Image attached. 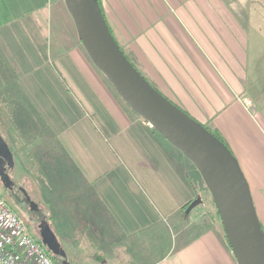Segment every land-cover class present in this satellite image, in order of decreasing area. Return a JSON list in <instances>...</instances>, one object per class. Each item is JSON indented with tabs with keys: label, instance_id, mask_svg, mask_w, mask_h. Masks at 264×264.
<instances>
[{
	"label": "crops",
	"instance_id": "1",
	"mask_svg": "<svg viewBox=\"0 0 264 264\" xmlns=\"http://www.w3.org/2000/svg\"><path fill=\"white\" fill-rule=\"evenodd\" d=\"M101 4L112 34L141 74L221 133L248 181L264 229V0ZM7 84H14L13 106L20 102L19 89L27 96L31 124L22 131L24 141L17 136L12 144L4 141L11 167L23 166L32 180L30 190L42 196L58 189L72 197L91 189L115 230L130 239L152 233L157 251L158 232L165 230L168 244L158 252L148 247L143 264H237L224 231L203 210L192 215L197 216L195 233L185 234L181 208L195 197L185 178L192 162L94 66L63 0H0V97ZM9 98L5 92L0 105ZM18 118L15 129L23 126ZM38 137L50 148L34 159L25 148ZM56 156L61 160L54 162ZM29 158L35 160L30 165ZM21 178L10 177L4 186L0 178V192L9 191L12 182L27 190ZM30 199L33 213L40 205ZM94 215L100 213L94 210ZM169 217L172 225L166 223ZM95 220L106 227L102 231L112 227L105 218ZM41 222L50 226L45 218L35 226ZM57 243L61 253L47 251L53 264L57 255L66 264L65 249Z\"/></svg>",
	"mask_w": 264,
	"mask_h": 264
},
{
	"label": "water",
	"instance_id": "2",
	"mask_svg": "<svg viewBox=\"0 0 264 264\" xmlns=\"http://www.w3.org/2000/svg\"><path fill=\"white\" fill-rule=\"evenodd\" d=\"M77 37L94 66L118 95L170 144L189 159L209 190L237 264H264V229L248 181L227 144L201 122L157 90L126 56L112 34L99 0H63ZM13 164L0 136V178L4 162ZM194 198L188 213L199 204ZM41 243L54 254L61 249L46 222L39 225Z\"/></svg>",
	"mask_w": 264,
	"mask_h": 264
},
{
	"label": "rangeland",
	"instance_id": "3",
	"mask_svg": "<svg viewBox=\"0 0 264 264\" xmlns=\"http://www.w3.org/2000/svg\"><path fill=\"white\" fill-rule=\"evenodd\" d=\"M18 91H20L22 94L20 98L16 96V100L20 101L18 105H12V99L15 98L14 84H12L11 86L7 84L4 91L1 92L0 97V100L1 98H4L5 92L9 96H11V98H9L11 102H9L8 104L6 103V105H0V136L3 138V140H9L11 144L15 136H17L19 140L24 141V138L22 137V131H24L26 127H30L31 124V119L28 115V108L26 106L27 96H25L26 94H24V92L20 89ZM14 114H16L15 117L19 116L17 123H23L21 129L14 128ZM18 135H21V137ZM26 146V154L29 157L32 156L34 159L36 157H44L45 151H49L50 148V144L47 143L43 137L36 138L33 142L28 143ZM181 156L188 161V159L183 154ZM59 160L61 159L56 156L54 162H57ZM34 161L33 159L29 158V160H27V164L30 165L31 162ZM25 164L26 161L24 162V165ZM190 166L192 168V173H187L185 178L187 181H192L195 196L200 195L203 199V203L197 206L196 210H203L204 212L209 214L212 218H214L216 223H218L220 228H222L223 230L220 218L216 214V208L212 201L211 194L207 189L201 177V174L193 164ZM22 168L23 166H20L19 164H16L13 168V166L11 167V165H9L8 163L7 167L4 166L2 173L8 178H19L20 180V177H22V180L26 179L25 181L28 182L31 179L29 178L28 174H24ZM31 177H33V174L31 175ZM29 185V182L25 183V186L28 188L27 190H25V187L22 188L19 185L13 186L12 182L8 189L9 191L2 190L1 188V194L6 197L12 209L20 217L23 218L30 232L34 234L36 238H38V236L35 231V222L37 220H41L42 218H45L47 221L49 220V227L50 230L54 233L56 241H59L60 246L65 249L67 256L66 258L68 261L66 264H143L142 260L144 258V251H147L148 247H150L151 250H156L153 241L154 236H150L153 235L152 233H149L148 236H141L140 238L136 237L135 240L125 238V236L120 234L118 230H115L113 227L114 225H112L111 223V220L107 221L109 217L105 213L103 205L99 200L95 201L91 197L90 193L93 192L91 189L86 188L82 191L78 190L77 193H73L72 197H70L68 193L57 191L58 189H53L51 194L47 193L45 190L41 193L42 196H40V194L36 190H30ZM29 197L34 198L40 205L39 208H34L33 213L29 212L28 210V206H31L32 203V200ZM94 210L95 212H99L100 215L95 216ZM192 215L193 213L185 218L182 215L184 219L181 220V224L183 225V227L187 226L184 230L186 235H189L190 233L193 235L195 233V225L192 224L196 222L197 216ZM98 218H100V220L102 221H104L105 218L106 222L112 225V227L108 230L102 231L106 227L101 228L99 226L98 222H96L95 220ZM171 219L172 218L169 217L166 222L167 225H172ZM74 222L77 223L75 227L73 226ZM198 223H200V220L198 221ZM78 225H80L81 227L78 228ZM96 228H98L99 230H97ZM171 228L172 227L169 226V234H171V237H174L175 232ZM158 235L160 240L157 239V241H159V247L157 246V249L161 250L168 244V233L165 230L161 229L158 232ZM43 247L47 251V248L44 245ZM98 256H101L102 258H99ZM61 258L62 257L57 255L56 258H54V264H64V261L59 260Z\"/></svg>",
	"mask_w": 264,
	"mask_h": 264
},
{
	"label": "built area",
	"instance_id": "4",
	"mask_svg": "<svg viewBox=\"0 0 264 264\" xmlns=\"http://www.w3.org/2000/svg\"><path fill=\"white\" fill-rule=\"evenodd\" d=\"M0 264H53L43 244L32 235L1 192Z\"/></svg>",
	"mask_w": 264,
	"mask_h": 264
},
{
	"label": "trees",
	"instance_id": "5",
	"mask_svg": "<svg viewBox=\"0 0 264 264\" xmlns=\"http://www.w3.org/2000/svg\"><path fill=\"white\" fill-rule=\"evenodd\" d=\"M99 4H100L101 10H102V12H103V8H102L101 0H99ZM103 14H104V13H103ZM126 56H127V55H126ZM203 125H204L209 131H211V132H212L217 138H219L221 141H223V142L226 144V142H225L223 136L221 135V133H220L216 128L211 127V126H208V125H206V124H203ZM227 146H228V145H227ZM188 183L190 184L191 188L193 189L194 186H192V181L189 180ZM193 190H194V189H193ZM211 197H212V196H211ZM194 198H200L201 201H200L199 204H197L195 207H193V208L187 213V212L185 211V209H186L187 205H188V204H189ZM194 198L191 199L190 201H188L186 204H184V205L182 206V208H181V214L184 216V218H185V217H188L191 213H194L195 211H197V210H196V207L199 206L201 203H203V199H202V197H201L200 195H196ZM212 201H213V199H212ZM213 203H214V202H213ZM215 210H216V209H215ZM192 211H193V212H192ZM216 214H217V216L219 217V214H218L217 210H216Z\"/></svg>",
	"mask_w": 264,
	"mask_h": 264
},
{
	"label": "flooded vegetation",
	"instance_id": "6",
	"mask_svg": "<svg viewBox=\"0 0 264 264\" xmlns=\"http://www.w3.org/2000/svg\"><path fill=\"white\" fill-rule=\"evenodd\" d=\"M7 164H8V162H7V161H5V162H4V165H5L6 167H7ZM7 179H8V177H7ZM7 182H9V179H8V181H7ZM4 183H5V182H4ZM4 183H3V182H1V185H2V186H4ZM35 229H36L35 231H36V233H37V236H38V239H39V228H38V226H37V227L35 226ZM32 235L34 236V234H32ZM39 241H40V239H39ZM40 242H41V241H40ZM47 250H48V249H47ZM48 251H49V250H48Z\"/></svg>",
	"mask_w": 264,
	"mask_h": 264
}]
</instances>
